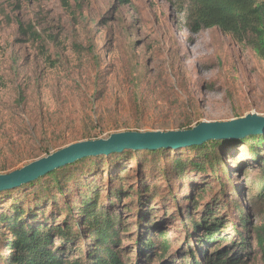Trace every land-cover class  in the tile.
<instances>
[{
	"label": "rangeland",
	"instance_id": "374dc122",
	"mask_svg": "<svg viewBox=\"0 0 264 264\" xmlns=\"http://www.w3.org/2000/svg\"><path fill=\"white\" fill-rule=\"evenodd\" d=\"M69 2L66 9L62 0H0V173L114 132L264 115V59L217 27L191 32L179 0ZM249 144L217 145L223 162L215 172L207 163L197 168L206 157L191 147L167 149L157 160L143 150L92 156L70 168L77 183L63 182L65 193L44 176L0 194V212L51 195L58 203L49 199L47 212L61 221L86 183L96 187L99 205L120 217L119 248L128 264H189L188 245L204 264H214L208 260L224 247L238 253V264H264L254 231L264 224L263 168ZM177 157L186 164L183 175ZM237 204L249 215L247 250L229 246L238 239ZM207 208L224 217V238L197 247L207 231L191 228L207 219ZM141 236L157 247L140 259ZM164 239L169 252L161 258ZM90 242L87 236L76 243L69 257L84 258Z\"/></svg>",
	"mask_w": 264,
	"mask_h": 264
},
{
	"label": "trees",
	"instance_id": "16d2710c",
	"mask_svg": "<svg viewBox=\"0 0 264 264\" xmlns=\"http://www.w3.org/2000/svg\"><path fill=\"white\" fill-rule=\"evenodd\" d=\"M116 1L121 5H126L132 0ZM179 2H181L182 11L186 13L187 26L191 32L198 33L204 29L217 27L222 32L230 34L237 42L249 46L261 59H264V0H179ZM62 4L66 9H70L69 0H62ZM234 142L240 144L250 142L249 151L252 153L253 159L263 168L260 179L264 183V156L260 150L264 148L263 134L251 135L242 140H210L201 145L187 147L199 150L206 157L204 162L196 164L198 169L204 170L207 163L215 172L218 164L223 162V159L217 156V145L222 146V144ZM167 149L175 150L174 148L139 150H143V153L149 154L157 160V158L163 157L162 155ZM134 151L136 150L125 149L122 152L109 155L121 154V157L125 155L128 157ZM90 157L92 156L78 159L44 175L50 178L51 188L55 187L62 194L65 193L64 187L67 186L63 182L68 183L71 180L77 183V176L69 172L70 168ZM134 157L138 158L137 155ZM174 166L179 171V175H183L186 164L181 158L177 157L174 160ZM44 176L29 184L0 191V194L24 188L27 185H36ZM82 185L86 191L83 190V187L80 188L77 202L75 204L74 202L73 204L66 203L64 207L67 210L66 215L61 221L53 217L51 214L54 213L53 209L47 212L46 206L49 205L51 195L49 197L38 196L33 205L29 207L23 206L21 201H14L8 210L1 211L0 227H4V229H0V262L3 264H128L123 260L119 248L122 226L120 217L114 215L110 208L99 205V193L95 186L86 183ZM260 194L261 197H264V184ZM57 201V198H52V203H58ZM237 208L241 211L240 220L238 224H235L238 239L230 243L229 246L234 249L239 247L247 250L249 248V234H247L250 227L249 215L247 212H243L240 204H237ZM207 211V219L194 222L191 228L196 232L200 228L207 231L206 235L198 238L197 247L212 244L224 238V236L221 237L222 229L225 228L222 226L225 223L224 217L220 216L218 212H214L213 208H207ZM254 231L264 258V224L257 226ZM87 236L91 242L85 257L70 258L69 250L76 248V243L81 240L85 241ZM164 236L165 233L160 235L162 238ZM57 239L60 241L59 244L56 242ZM137 247L141 259L145 252H152L157 246L153 239L144 240L141 236ZM159 247L162 250L161 258L167 257L168 240L164 239ZM5 248L9 249L8 253L3 252ZM185 249L189 251L187 257L190 259L189 264H204L197 258L193 246L188 245ZM230 253L232 252H228L224 247L223 250H216L214 257L208 261L214 262V264H238L241 262L238 253L235 255Z\"/></svg>",
	"mask_w": 264,
	"mask_h": 264
},
{
	"label": "water",
	"instance_id": "95a60500",
	"mask_svg": "<svg viewBox=\"0 0 264 264\" xmlns=\"http://www.w3.org/2000/svg\"><path fill=\"white\" fill-rule=\"evenodd\" d=\"M264 133V115L249 113L226 121H202L187 129L121 131L107 138L70 143L7 173H0V191L29 184L38 178L88 156L109 155L125 149L181 148L210 140H242Z\"/></svg>",
	"mask_w": 264,
	"mask_h": 264
}]
</instances>
